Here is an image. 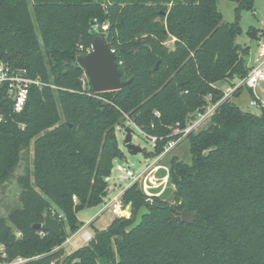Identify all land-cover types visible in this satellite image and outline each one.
<instances>
[{"label":"trees","instance_id":"16d2710c","mask_svg":"<svg viewBox=\"0 0 264 264\" xmlns=\"http://www.w3.org/2000/svg\"><path fill=\"white\" fill-rule=\"evenodd\" d=\"M230 1L233 22L223 20L218 0H0V60L44 83L30 88L20 113L7 85L0 88V188L16 180L19 189L17 203L0 211L9 260L264 264V105L255 112L230 97L186 135L189 162L162 160L170 197L149 196L135 182L123 193L130 217L115 216L106 228L92 222L85 245L64 247L84 225L77 214L103 203L106 177L125 158L118 125L130 121L156 136L151 153L158 155L177 129L223 98L222 83L248 75L251 46L239 36L242 12L254 11L255 0ZM95 25L130 80L122 89L94 92L77 60L88 53ZM247 34L260 38L254 26ZM184 209L194 213L191 223L178 221ZM46 213L60 220V235L33 227Z\"/></svg>","mask_w":264,"mask_h":264},{"label":"built area","instance_id":"2783aa9c","mask_svg":"<svg viewBox=\"0 0 264 264\" xmlns=\"http://www.w3.org/2000/svg\"><path fill=\"white\" fill-rule=\"evenodd\" d=\"M99 29L98 25L94 26V30ZM93 46L91 45L87 51H92ZM114 52V50L112 49ZM264 83V39L259 41L257 56L255 58V63L250 67L248 75L245 76L240 82L231 86L229 90L224 91L223 98L216 102L211 103L207 106L204 111H198L196 119L190 123L184 129H177L176 138H171L165 144L163 150L156 155L155 160L152 163H149L145 170L136 175L133 169L129 165L118 164L117 170L119 171V177L117 179L112 178L111 175L106 177V181L109 186L107 188V193L102 203L103 210H111L115 216H131V204H125L123 201L124 191L133 183L138 182L142 190L148 194L156 195V192L153 189H164L167 184H171V187L174 188L173 184L170 182V169L166 164L161 163L171 151L181 142V140L186 137V135L192 131L201 127L209 118L214 114L217 106L226 98H229L233 95L234 91L240 86L249 88L252 91V98L249 101L250 106H260L264 105L258 89L260 85ZM9 91V95L12 96L13 100V112L20 113L26 106L28 101L30 88L32 86L42 87L44 83L40 78H33L28 75L26 69L14 68L9 63L0 60V88L6 86ZM15 96V99H13ZM159 116V112L155 113ZM2 114L0 112V122L2 121ZM132 123V122H131ZM137 129L143 132L138 126L132 123ZM144 133V132H143ZM145 134V133H144ZM155 145L158 141L156 136L147 135ZM160 169H164L165 173L162 176H158ZM112 179L116 180L115 183H111ZM125 184V185H124ZM152 192V194H151ZM155 193V194H154ZM73 199L76 201V196H73ZM61 217V215H60ZM41 236L46 235V230L40 232ZM17 235H20L18 232ZM83 237L85 241H89L92 237L90 232L84 231ZM29 259L23 257H17L13 260H9L7 257L6 250L2 245H0V264H24Z\"/></svg>","mask_w":264,"mask_h":264},{"label":"rangeland","instance_id":"374dc122","mask_svg":"<svg viewBox=\"0 0 264 264\" xmlns=\"http://www.w3.org/2000/svg\"><path fill=\"white\" fill-rule=\"evenodd\" d=\"M236 3L230 0H218V9L223 15V20L227 22H233L235 20V7ZM253 10H244L242 12L241 17V25H242V34L239 36V41L241 43H248L251 45L252 49H255L256 42L255 40H252L248 34L247 31L250 26H254L257 28L264 29V0H257L254 6ZM256 10V12H255ZM255 12V13H254ZM96 35H101L102 31L99 29H96ZM264 39V38H263ZM262 39V40H263ZM168 44L171 46L173 44V40H170ZM246 60L248 61V58L246 57ZM243 79V78H242ZM242 79L238 80L240 82ZM224 91L229 90L231 86H227V84L221 86ZM250 92L247 90V87H242V90L237 95H232L230 98L232 101H234L237 105H239L241 108L246 109L248 108L249 101H250ZM252 107V106H251ZM250 110L258 112L259 109L257 107H252ZM125 126H129L132 129V143L135 145L140 146L143 151L139 152L138 154H131L125 144V137H126V130ZM205 126V125H204ZM117 136H118V142L120 148L123 150L125 158L123 159H117L114 162V167L111 172V177L117 179L119 177V171L117 170L118 164L123 165H129L134 173L138 175L142 171L145 170L146 166L149 163H152L156 155H153L155 153L154 150V143L147 138V136L141 132L139 129H137L130 121L124 122L123 125L117 126ZM144 150L149 152L151 155L148 156ZM153 152V153H151ZM177 155L178 157L184 159L185 161H190L191 156L189 153V142L185 137L179 142V144L171 151L169 155H167L168 159L171 156ZM166 157V158H167ZM167 161V159H166ZM163 164L167 165V162L160 161ZM168 166V165H167ZM169 167V166H168ZM22 170V169H21ZM165 171L164 169H160L158 172V176L164 175ZM116 180L112 179L111 183H115ZM125 185V184H124ZM140 185V184H139ZM17 190L19 192L16 180H13L9 186L5 188H0V211L2 213H7L18 201L17 197ZM173 190V187H171V184H167L164 189H153V191L156 192V195H164V197L168 198L171 196V193ZM152 194V192H151ZM155 194V193H154ZM153 196V195H151ZM100 210V206L96 207H90L86 208L78 213V217L84 221L87 222L89 220H92L94 215ZM114 214L111 210H107L104 214H101L100 216V224L104 227L107 226V223ZM115 217V215H114ZM90 231L92 233V228H90ZM80 238L77 239L73 244L66 246L65 250L67 253L75 250L77 248V244L80 242Z\"/></svg>","mask_w":264,"mask_h":264},{"label":"water","instance_id":"95a60500","mask_svg":"<svg viewBox=\"0 0 264 264\" xmlns=\"http://www.w3.org/2000/svg\"><path fill=\"white\" fill-rule=\"evenodd\" d=\"M93 49L88 53H82L78 56L79 64L84 68L85 74L89 79L94 92L113 91L124 88L130 80L122 79V72L117 62V56L112 51L104 34L95 35L92 41ZM159 62L156 64L157 68ZM15 99V96H13ZM126 137L125 144L131 154H138L143 149L132 143V129L125 126ZM178 221L191 223L194 220V213L184 209L177 216ZM34 228L43 229L53 234H61L60 220L45 214L44 222L33 225Z\"/></svg>","mask_w":264,"mask_h":264},{"label":"crops","instance_id":"0c3cea01","mask_svg":"<svg viewBox=\"0 0 264 264\" xmlns=\"http://www.w3.org/2000/svg\"><path fill=\"white\" fill-rule=\"evenodd\" d=\"M257 0H255V3H256ZM256 12V10H255ZM254 12V13H255ZM259 31H260V38L255 41L256 42V47L255 49H250V52H249V55L247 56L248 58V61H247V64L248 66H252L254 63H255V58L257 56V51H258V45H259V41L262 40L264 38V29H261V28H258ZM251 46V45H250ZM227 84V86H231L229 83H222L221 86ZM221 88H224V87H221ZM247 90H249L250 92V95H251V90L249 88H247ZM258 92H259V95L264 103V83H262L258 89ZM252 96L250 97V100H251ZM162 161V160H161ZM100 206V210L94 215V217L92 218V220H89L87 222H84V225L75 233L73 234L71 237H69L66 241V243L64 244V247L66 248V246L68 245H71L73 244L75 241H77L78 238H80V242L77 244V248H79L80 246H83L87 243V241H85L84 237H83V232L84 231H88L90 232V234L92 235L91 231H90V228H91V223L93 222L94 226L97 227V228H106L110 222L113 220L114 218V215L112 217H110L108 223H107V226L104 227L100 224V216L101 214H104L107 210H103V205H99ZM78 216V214H77ZM79 218V217H78ZM79 220H81L79 218ZM82 221V220H81ZM76 248V249H77Z\"/></svg>","mask_w":264,"mask_h":264}]
</instances>
